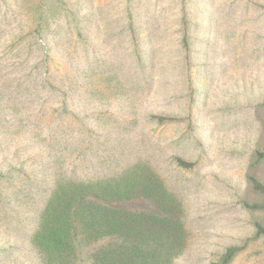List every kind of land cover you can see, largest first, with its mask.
Wrapping results in <instances>:
<instances>
[{
	"label": "rangeland",
	"instance_id": "obj_1",
	"mask_svg": "<svg viewBox=\"0 0 264 264\" xmlns=\"http://www.w3.org/2000/svg\"><path fill=\"white\" fill-rule=\"evenodd\" d=\"M16 1L0 0V59L17 29L8 23ZM68 2L73 21L56 22L46 57L33 42L22 65L33 73L46 58L50 84L40 65L18 83L30 90L12 94L3 72H16L17 59L7 55L0 67V264H45L32 236L60 179H95L138 161L151 162L182 200L187 244L175 264H210L251 238L238 200L252 199L247 174L264 180V163L251 166L264 148V0ZM189 110L190 128L149 120ZM174 156L198 166L179 169ZM233 264H264L263 241L251 240Z\"/></svg>",
	"mask_w": 264,
	"mask_h": 264
},
{
	"label": "trees",
	"instance_id": "obj_2",
	"mask_svg": "<svg viewBox=\"0 0 264 264\" xmlns=\"http://www.w3.org/2000/svg\"><path fill=\"white\" fill-rule=\"evenodd\" d=\"M10 11L13 18L8 23L17 29L5 47L6 57L0 59V67L3 64L5 67L0 69L3 72L6 68L7 55L17 59L11 69L16 72L3 74L14 89L12 94H20L30 90V86L19 84L25 85L26 78H35L39 69L45 68V84H50L49 78L53 76L46 58L37 59L33 73H22V65L28 63L27 56L32 58L33 42H42V54L46 57L44 54L49 48L43 42L57 33L54 28L52 31L54 24L62 19L72 22L74 18L70 16L68 0H17ZM183 30L184 62L190 67L187 29ZM16 75H19L16 79L19 82L14 81ZM105 79L109 87H116L112 84L115 78L106 76ZM193 85L189 75L191 102L195 93ZM192 118L191 110L186 118L166 114L149 116L150 122L160 126L185 122L189 128ZM20 160L27 165L28 160ZM172 160L177 168L185 171L198 166L197 161L181 156H174ZM262 163L264 148L254 152L251 166ZM78 176L74 173L69 179H60L40 213L32 242L45 264H175L187 244L183 203L151 162L119 166L107 175L90 180ZM246 179L252 199L240 197L238 204L250 216L253 236L227 247L210 264H233L251 240H262L264 244V180L251 173Z\"/></svg>",
	"mask_w": 264,
	"mask_h": 264
}]
</instances>
